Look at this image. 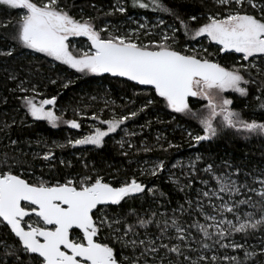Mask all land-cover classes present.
<instances>
[{
  "label": "snow or ice",
  "instance_id": "1",
  "mask_svg": "<svg viewBox=\"0 0 264 264\" xmlns=\"http://www.w3.org/2000/svg\"><path fill=\"white\" fill-rule=\"evenodd\" d=\"M197 5L199 12H189L183 0L173 5L164 0H115L103 14H119L123 22L97 25V18L85 15L74 0H0V15L5 17L0 20L2 79L11 82L7 91L21 101L32 122L75 130L85 119L93 122L87 134L63 144L53 142L61 149L89 145L103 149L106 138L123 133L117 141L121 155L152 153L156 148L146 141L137 146L124 137H137L129 122L158 104L198 121L200 131L184 129L192 147L214 141L225 131L264 139V122L243 118L224 95L232 91L247 96V86L258 84L255 98L264 111L260 86L264 85V0H191L192 8ZM90 7L100 11L94 3ZM130 7L157 14L156 21L147 16L144 21L131 19ZM75 8L79 11L73 12ZM79 38L85 39V46L73 43ZM36 54L45 63L55 62L53 67L66 66L79 74L77 78L105 74L118 78L134 96L146 98L137 108L128 107L137 103L131 97L119 106L107 93L92 96L87 103L81 98L70 105L78 119H65V111L56 107V95L39 101L36 97L41 95V84L68 89L74 81L64 72L55 78L45 76L43 64L34 62L39 60ZM212 57L231 58L233 63L225 66ZM256 76L262 78L259 83ZM101 100L103 107L89 114ZM198 101L207 103L194 110ZM7 103L8 96L0 95V105ZM0 116L11 120L0 119L5 135L17 123L31 127L8 112ZM150 125L146 121L140 128ZM156 142L165 153L180 147L162 142L160 136ZM21 143L9 137L6 150H0V264H264L262 166L216 163L201 154L187 164L177 160L169 166L164 159L151 158L138 162L140 175L160 177L167 172L168 182L185 194L183 202L169 208L165 192L135 175L121 181L109 171L111 165L97 168L84 160L75 175L50 172L46 177L41 169L34 177V162H46L51 169L55 152L43 139L35 141L39 151L26 152ZM23 143L31 148L33 141ZM147 197L158 207H125Z\"/></svg>",
  "mask_w": 264,
  "mask_h": 264
},
{
  "label": "trees",
  "instance_id": "2",
  "mask_svg": "<svg viewBox=\"0 0 264 264\" xmlns=\"http://www.w3.org/2000/svg\"><path fill=\"white\" fill-rule=\"evenodd\" d=\"M73 0H69V3ZM75 4L79 7H83L85 15H91L96 17V24L101 25L105 21L113 22H123L124 17L116 14L114 16L105 17L103 12L109 10L113 3V0H74ZM165 3L173 5L176 0H164ZM186 10L199 12V6L192 8L191 0H183ZM95 4L97 9L90 7L91 4ZM73 12H78L79 8L72 10ZM127 15L130 18H138L147 16L150 19L157 18V14L152 12H143V10L132 9L128 10ZM15 13H12V18L14 20ZM5 19L3 15H0V20ZM166 19L171 22V18L166 17ZM81 42H86L84 38L79 39ZM184 42L183 36H181V43ZM39 56V54H36ZM225 57H212V59H219L220 63L223 64ZM45 58L39 56V60L34 61L37 64H43L41 68L42 73L45 76L55 78L58 72H64L65 75H70L74 83L68 88L64 89L57 85L51 84H41L40 92L41 95L37 96L36 99L50 98L53 95L58 97L57 109H63L66 113L65 119L77 118L73 115L72 108L70 105H75L80 102L81 98L84 99L85 103L89 102L90 97H105L107 93V98L114 100L116 104L122 105L127 102L129 97L137 101L136 104L128 105L130 108H137L143 103L145 96H134L131 89L126 87L117 78H112L110 76L104 75L100 76H87L79 77V74L73 73L72 70L67 69L66 66L53 67L52 63H45ZM255 76V74H253ZM256 80L259 83L262 78L256 76ZM264 87V85H260ZM11 82H5L2 79V72H0V95L8 96L7 105H0V113L8 112L10 115L16 117L17 121L26 120L28 124L31 125L29 128L17 123L9 131L8 135L4 132H0V150L4 149V146L8 144L9 137L11 139L19 138L22 143L21 147L24 151H39L40 149L36 147L35 141L37 139H43L48 142L49 147H53L55 152L54 165L55 167L49 168L46 162L35 161V171L34 177H38L41 173V169L45 176L47 177L50 172L57 173L59 176L64 174L75 175L83 169L84 160H86L89 165H96L97 168L103 166L108 168L109 165L112 167L109 169L112 173H117V178L119 180L131 179L134 175L135 169L138 167V162L143 161L146 158H151L152 160L164 159L168 163H172L178 158H183L187 153L189 154L192 150L203 155L206 161H215L220 163L223 160L231 161L232 163L245 168H252L254 166L264 167V139L260 137H249L245 138L234 134L232 131H225L221 134L219 138L211 142H202L201 145L197 147H192L188 143L187 137L184 133L185 128H191V130L200 131V126L198 121L190 120L187 117H183L180 114L171 113L168 109L164 108L162 104L154 106L149 112L140 114L135 121H130L131 130L139 133L137 137L127 138L132 139L134 143L139 146L141 140L146 141L150 146H154L156 151L148 154L143 152L132 155L130 157H125L121 155V149L117 143L119 135L106 138L107 143L103 149H96L91 146L83 147H71L66 146L64 148L54 147L53 142L56 144L66 143L69 138H79L81 135L87 134L90 125L93 123L90 120H83L82 128L80 130L70 129L67 125L61 124L58 128H51L46 122H32L30 117H25L24 110L20 107L21 101L7 91L11 88ZM249 89L247 96H240L238 93H228L227 97L233 100L231 108L235 111L241 113L242 117L245 119H257L258 121L264 122V111L258 109V101L256 100L257 87L258 84H250L247 86ZM137 91H142V89L137 88ZM123 97V99H121ZM195 99V98H194ZM206 101H198L193 104L194 110L202 109ZM103 107L102 100L93 104L91 111H99ZM117 111H120L117 108ZM127 111V108L124 109ZM105 117L110 115V112L104 113ZM0 119H8V117L0 116ZM146 121H151L150 126H146L143 129L140 125H144ZM11 123V120L8 119ZM160 136L163 140L171 141L174 144L180 145L179 148L169 149L167 153L160 151L159 145L156 142V137ZM23 141H33L32 147L29 148ZM167 145L165 144V147ZM43 147V146H41ZM125 150H127V145H125ZM134 151V150H129ZM83 157V159H81ZM31 157H29L30 159ZM71 162V167H66L61 164L60 161ZM131 160V161H129ZM132 163V164H131ZM135 168V169H134ZM175 171V170H174ZM106 178L111 180V176H106ZM31 179V178H30ZM150 181L156 185L161 191L167 194L171 203L168 205H173L175 207L177 202H183L184 193L179 192L177 188H174L169 182L165 181V177L161 174L160 177H150ZM115 183V181H113ZM142 201V199H140ZM128 207L139 208L140 203L138 201H132ZM149 207L155 209L158 207L157 204L153 203L151 199Z\"/></svg>",
  "mask_w": 264,
  "mask_h": 264
},
{
  "label": "rangeland",
  "instance_id": "3",
  "mask_svg": "<svg viewBox=\"0 0 264 264\" xmlns=\"http://www.w3.org/2000/svg\"><path fill=\"white\" fill-rule=\"evenodd\" d=\"M115 3V0H113V3L112 4H114ZM131 19H139V20H141V21H144V17H138V18H131ZM152 20V22L154 23L155 21H156V18H153V19H151ZM132 27H135V25L133 24V25H131ZM155 37H148L147 39H154ZM80 39V38H79ZM74 40L73 41V43L74 44H76V46L77 47H83V46H85V44H86V42H81L80 40ZM232 63H233V60L231 59V58H224V60H223V65H225V66H231L232 65ZM253 74H255V72H253ZM228 93H233L232 91H227V92H225L224 93V95L227 97V94ZM228 98V97H227ZM37 101H39V100H37ZM232 106V105H231ZM230 106V107H231ZM49 107H51V106H49ZM123 133H120L119 134V137H118V139H117V141H119L122 137H123ZM113 136H115V134L113 135ZM125 139H127L128 137H124ZM90 146V145H89ZM91 147H93V146H91ZM196 154H199L198 152H196V151H194V150H192L189 154L187 153V155H185V157H183V158H178V159H176L175 161H173L172 163H175L177 160H181V161H183L185 164H187L188 163V161L190 160V159H192ZM129 161H131V160H129ZM132 164V163H131ZM170 164L171 163H169V166H170ZM135 169V168H134ZM136 171H134V175H135V177H136V179H138V180H140V181H143L145 184H147L149 187H157L156 185H154L153 183H152V181H150V177L151 176H146V175H140V173H139V171H138V167H137V169H135ZM175 171H178V169L177 170H175ZM167 172H165V173H163V176L165 177V181L166 182H168V180H167ZM170 183V182H169ZM171 184V183H170ZM174 188H176L173 184H171ZM198 185H195L194 184V187H197ZM158 188V187H157ZM142 199V201L141 200H137L138 201V203H140V205L141 204H143L144 205V207L145 208H147V207H149V204H150V201H151V197H147V198H141ZM129 203H132V201H130ZM169 208H172V207H174L173 205H170V206H168ZM163 210V209H162Z\"/></svg>",
  "mask_w": 264,
  "mask_h": 264
},
{
  "label": "water",
  "instance_id": "4",
  "mask_svg": "<svg viewBox=\"0 0 264 264\" xmlns=\"http://www.w3.org/2000/svg\"><path fill=\"white\" fill-rule=\"evenodd\" d=\"M105 75H107V74H105ZM108 76V75H107ZM118 79V78H117ZM194 99V98H193Z\"/></svg>",
  "mask_w": 264,
  "mask_h": 264
}]
</instances>
